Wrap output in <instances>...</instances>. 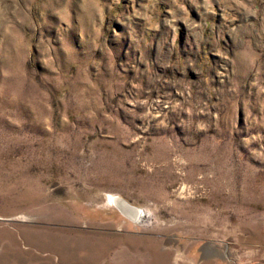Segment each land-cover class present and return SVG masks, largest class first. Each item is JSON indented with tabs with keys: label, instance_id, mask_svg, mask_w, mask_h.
<instances>
[{
	"label": "rangeland",
	"instance_id": "374dc122",
	"mask_svg": "<svg viewBox=\"0 0 264 264\" xmlns=\"http://www.w3.org/2000/svg\"><path fill=\"white\" fill-rule=\"evenodd\" d=\"M0 264H264V0H0Z\"/></svg>",
	"mask_w": 264,
	"mask_h": 264
},
{
	"label": "bare ground",
	"instance_id": "6f19581e",
	"mask_svg": "<svg viewBox=\"0 0 264 264\" xmlns=\"http://www.w3.org/2000/svg\"><path fill=\"white\" fill-rule=\"evenodd\" d=\"M113 198V197H112ZM113 200V199H112ZM114 202L116 203V206L118 205V207L120 208V210L122 211L121 213H128V214H130V212L131 213H133L134 215L136 214H139L140 215V213L139 212H141V210H139L137 207H134V206H130L125 200H123L122 198H120V197H116V196H114ZM119 210V211H120ZM142 213V212H141ZM125 215V214H124ZM134 215H133V217H134ZM131 216H132V214H131ZM136 217V216H135ZM130 218V217H129Z\"/></svg>",
	"mask_w": 264,
	"mask_h": 264
}]
</instances>
